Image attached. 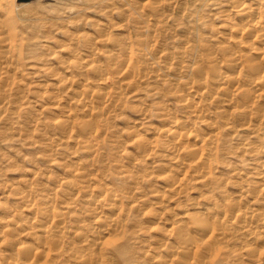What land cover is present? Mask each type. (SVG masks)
Listing matches in <instances>:
<instances>
[{
	"label": "rangeland",
	"instance_id": "rangeland-1",
	"mask_svg": "<svg viewBox=\"0 0 264 264\" xmlns=\"http://www.w3.org/2000/svg\"><path fill=\"white\" fill-rule=\"evenodd\" d=\"M8 1L14 4L15 21L22 30L17 40L24 45L17 67L12 66L14 80L4 88L6 100L0 110V220L11 217L18 226L10 227L14 228V236L8 233L7 240L33 243L32 237L44 218L42 210L35 211L32 222H25L23 218L28 213L17 200V193L30 192L38 200L51 196L54 212L50 216L56 217L51 220L52 234L57 221L63 222L59 256L54 258L52 250L40 264H85L81 255L93 258L90 264H181L173 234L163 242L159 240L164 224L173 223L177 229L188 226L186 215L190 212L207 214L217 206L234 205L240 218L218 246L220 252L211 264H257L259 253L260 264H264V182L257 180L262 168L255 161L262 152L264 162V142L257 139L259 134L264 137V125L259 127L253 119L252 125L258 127L250 128L244 125L248 121L237 118L228 122L232 124L228 128L220 114L231 109L216 105L217 98L209 105H200L202 114L195 117L186 113L183 102L188 94L196 102L200 98L198 92L212 88L210 82L198 85L197 69L202 65L211 71L212 57L222 61L220 48L227 42L222 40L225 33L215 16L227 10L229 0H161L160 15L150 4L142 8L151 23L157 25L153 44L160 69H151L146 79L121 84L114 74L110 81L113 106L107 109L98 96V78L93 70L101 67L112 75L110 57L114 44L125 35L133 43L141 39L143 22L131 8L140 5L141 0ZM72 36L78 41L71 40ZM87 40L95 51L90 59L83 60L88 54L84 46ZM65 47L68 51L61 53ZM139 51L134 45L135 62L146 59ZM74 54L77 59L71 66L79 61L86 73L84 78L70 76L61 63V58ZM220 65L225 71L224 64ZM39 66L42 73L31 70ZM190 67L192 71L188 72ZM189 82L191 90L187 89ZM87 88L92 93L90 116L74 105L68 118L63 116L58 104L86 97ZM168 114L191 120V126L208 141L213 128H218L212 138L215 156L210 167L189 166L183 174L189 183L177 194L167 187L166 181L168 176L179 173L169 164L163 148L168 138L164 135L166 120L162 119ZM89 120L93 124L86 129L96 135L91 154L85 151L83 135V125ZM64 123L66 127L61 129ZM186 156V151H182L181 158ZM202 173L207 176L204 182L200 180ZM178 176L182 178L181 173ZM90 178L97 181L96 188L120 195L121 226L118 225L116 238L100 247L82 248V238L92 240L99 229L84 197L80 194L71 198L69 187L71 182L79 187ZM105 216L112 214L107 212ZM154 216L156 222L152 221ZM241 219L253 228L240 231ZM24 230H28V235L21 233ZM9 246L8 242L0 244V264H7L2 257L6 252L21 257ZM20 257L17 264H25Z\"/></svg>",
	"mask_w": 264,
	"mask_h": 264
},
{
	"label": "bare ground",
	"instance_id": "bare-ground-1",
	"mask_svg": "<svg viewBox=\"0 0 264 264\" xmlns=\"http://www.w3.org/2000/svg\"><path fill=\"white\" fill-rule=\"evenodd\" d=\"M107 1L121 2L123 0ZM153 1L151 3V0H141L140 5L131 6L132 10L138 14L140 21L143 22L144 27L141 28L143 29L142 35L140 36L141 39L138 38V41L133 43L125 35L122 36L121 41L114 44V48L111 51L112 57H110L112 58L111 61L114 66L113 74H108L101 67H94L93 71L98 78L97 85L95 86L98 90V96L103 102L102 105L106 109L113 106L110 81L114 74L116 75L117 82L121 84L127 80L146 79L151 69H160L158 57L154 54L156 44H153L157 38V25L152 24L148 16L141 10L150 4L152 6L151 9H154L155 13L160 15L162 2L161 0ZM100 2L102 3L104 0ZM225 6L227 10L215 16V19L218 18L219 23H221L219 28L223 29L225 33L222 40L227 42V45H224L225 47L220 48L222 61H219L216 57H212L210 58L212 64L210 66L211 71H206V67L204 68L202 65L198 66L197 69L198 85L202 86L210 82L212 88H206L202 93L198 92L197 95L201 99H197L198 101L196 102H192L190 100L191 98H189L190 94H188L183 99L184 108L187 109V114L195 117L202 114L199 110L201 108L200 105H209L215 101L214 98H217L218 102L215 101L217 103L216 105L221 104L231 109L220 114L223 124L228 126V128L232 125L228 122L237 118L248 121L244 125L250 128L258 127V124L261 127L264 125V115H262L264 114V0H229ZM13 8L14 4L12 1L0 0V110L3 108L6 100L4 88L14 80V69L12 66H16V63H19L20 56H22L21 46L24 45H20L17 40L20 35L19 32L22 30L15 21L16 15ZM232 13H235V15ZM71 40L78 41L73 36ZM75 45L77 44L75 43ZM134 45L140 50V56H145L146 59H141L139 62L133 61L132 48ZM84 46L88 54L84 55L83 60L90 59L94 55L95 50H91L92 45L89 43V40L84 43ZM67 51L65 47L61 50V53ZM72 53H75V48H72ZM71 58L72 60H70ZM76 59V55L74 54L67 59L61 58V63L67 70L66 73L70 76L77 75L80 78H84L86 73L79 61L78 64L71 66V62ZM221 63L224 64L225 67L223 68L225 71L222 70ZM191 69L192 67L189 68L188 72L192 71ZM31 70H35V73L43 72L40 66L38 69ZM187 85V89L191 90V83L189 82ZM117 89L120 90L121 88ZM86 91H89V89L87 88ZM115 93L119 94L117 91ZM90 95H92L91 91L87 92L86 97L78 96L71 100L67 99L65 103H59L57 108L67 118L72 111V105L84 111L85 115L90 116L89 113L93 111L89 102ZM205 96L210 97L203 100L202 98H205ZM253 119H255V122H258L257 125H252ZM163 120H166L165 124H163L165 127L164 135L168 138V141L163 144L164 153L168 158L169 164L176 167L182 175L181 179L178 178L179 173L178 175L174 173L168 176L166 178V181H168L167 187H169L173 194H177L184 185L189 183L185 175L183 176L189 166L196 164L199 167L203 165L210 167L212 158L215 156L213 153L212 138L216 136L218 128L217 125L214 127L211 124L214 128L213 130L211 129L212 135L210 137H212L208 141L207 138L200 137L198 130L191 126V120H179L172 116V114L166 115ZM65 123L61 129L66 127ZM90 123L93 124L89 120L83 125V135L84 139H86L85 151L87 154H91L95 150L94 137L96 135L88 132L86 129V127L91 126ZM153 138L151 139L153 140ZM257 139L264 142V137L260 134L257 135ZM182 151H186L187 153L185 158H181ZM202 152H206V155ZM261 153L259 152V155L255 157V161L260 163H257L259 164L258 167L262 168V172L258 174V182H264V162L262 163ZM201 169H204V167ZM174 176L176 178H173ZM206 179V174L202 173L200 177L201 182H204ZM23 185L26 186L27 182H24ZM96 185L97 181L94 178H90L83 181L79 187L72 182L69 187V192L72 195L71 198H75L80 194L84 197L83 202L88 207L90 217L94 224L98 226L97 229H99L97 230L98 232L95 231L98 234L92 240L82 238L81 243L84 244L82 248L100 247L101 243L111 238H116L115 236L119 235L117 232L118 225L121 226L118 214V211H120V195L113 190L100 187L96 188ZM17 195L19 196L17 200L24 205L28 213L23 218L25 222H32L35 218V211L37 212L40 209L42 210L44 218L40 220L41 225L32 237L33 243L22 244H18L13 239L7 240V234L9 233L8 235L13 237L14 228H18L11 217L0 220V244L8 242L13 252L17 251L21 255L20 257L18 253L15 255L12 252H6L2 257H4L7 264H17L18 257L25 264H40L42 259L50 256L52 250L54 251L53 257H58L59 253L57 250L61 244L60 233L63 229V222L57 221L55 224L56 231L53 235L51 232V226L53 225L51 220H54L56 217L50 216L54 212V210L51 211V196L45 195L38 200L30 192L25 194L17 193ZM70 204H74V202ZM70 206L73 205L66 207L73 208ZM107 212L112 214V216L106 217ZM239 214L240 211H237L234 205L230 207H225V205L217 206V209L212 212H207V214L204 212H190L186 215V220L189 221V227L184 225L174 229L173 223L164 224L165 227L161 229V233L159 234L161 238L159 240L163 242L167 235L173 234L175 239L173 240V245L178 246L176 254L181 259L179 261L181 264H211V260L220 252L218 246L224 243L227 239V233L232 229V224L240 218ZM155 218L157 216H154L152 221L156 222ZM238 223V228L242 232L253 228L247 221H242V219ZM12 225L16 227L10 228ZM93 228L94 226H91L90 231ZM27 231L24 230L21 233L28 235ZM30 235L32 234L30 233ZM73 257L75 258V256ZM86 257L84 255L80 256L85 261V264H90L93 258ZM261 261L262 259L259 253L257 264H260Z\"/></svg>",
	"mask_w": 264,
	"mask_h": 264
}]
</instances>
